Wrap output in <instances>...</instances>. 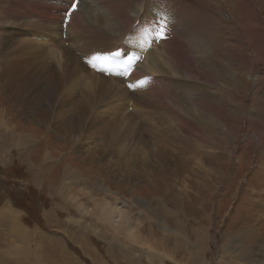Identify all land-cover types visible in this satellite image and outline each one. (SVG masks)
Returning a JSON list of instances; mask_svg holds the SVG:
<instances>
[{"label": "rangeland", "instance_id": "rangeland-1", "mask_svg": "<svg viewBox=\"0 0 264 264\" xmlns=\"http://www.w3.org/2000/svg\"><path fill=\"white\" fill-rule=\"evenodd\" d=\"M202 1L217 22L214 55L219 60L215 69L202 64L203 74L211 77L205 87L209 94L202 100L205 110L199 113L202 137L184 131L182 136L192 140L177 141L175 132L160 120L168 115L165 105L169 103L159 98L163 88L153 87L148 105L164 106H150L152 115L135 117L132 125L111 108L101 111L109 117L91 113V119L99 122L87 127L88 116L83 128L87 131L77 134L78 144L68 142L66 147L50 129H39L25 119L18 122L19 129L29 131L33 142L12 144L7 139V89L0 81V111L4 112H0V264H264V0ZM38 2L32 4L34 10H41ZM68 2L53 0L50 5L62 14ZM1 20L6 23L1 31H9L3 41L18 43L27 38L26 25L12 27L5 18ZM152 22L143 24L146 33L154 29ZM174 31L172 36L179 38V29ZM160 50L166 54L167 49ZM91 52L79 55L82 66L88 64L85 56ZM58 53L59 67L63 50ZM254 57L260 58L258 72ZM224 63L236 66L233 74ZM214 70L217 77L211 75ZM94 71L85 70V76ZM107 74L102 72L107 78L119 77L128 88L123 92L133 98L129 78ZM88 78L81 75L80 81L69 84L76 98L88 90ZM212 96L220 100L213 104ZM129 102L122 103H128L130 111L131 103L142 104L135 99ZM65 109L74 108L61 111ZM215 114L226 119V126L212 125V118L218 120ZM167 123L175 126V121ZM131 126L132 132H125ZM162 155L170 164L166 170L160 166ZM67 189L75 202L63 197ZM96 204L112 209L126 204L119 210L126 212L133 228H121L125 234L113 235L114 226L100 221ZM130 233L143 237L132 242Z\"/></svg>", "mask_w": 264, "mask_h": 264}, {"label": "bare ground", "instance_id": "bare-ground-1", "mask_svg": "<svg viewBox=\"0 0 264 264\" xmlns=\"http://www.w3.org/2000/svg\"><path fill=\"white\" fill-rule=\"evenodd\" d=\"M37 1L0 0V81L4 82V87L7 89V96L4 95V99L7 100V139L12 144L28 145L33 142L29 131H20L19 129L18 122L25 123L23 121L25 119H30L39 129H50L53 138L64 146L68 142L73 145L78 144L77 134L83 132L85 122L91 113L103 115L102 110L106 111L111 108L114 110L115 116L120 115L124 121L127 120L129 125H132L135 117H150L152 115L147 108L164 106V104L148 105L152 101L148 100L151 98L149 95H152L150 93L152 91L149 89L153 87L163 88L160 90L163 93L159 98L163 99L160 102L167 101L169 103L168 106L165 105L168 115L160 117V120L175 132L177 141L179 138L183 142L192 140V138L182 136L181 132L184 131L193 136L200 135L202 137V134H198L199 123L202 122L199 113L201 110H205L202 100L205 99V94H209L205 87L211 78L209 75L203 74L202 64L215 69V62L219 61L214 55L218 52V49L215 48L217 46L215 45L217 42H215V36L218 34L217 22L209 13L210 8L202 0H80L77 11L69 16L70 20L66 25L65 36H63V23L69 2L65 6V11L59 14L54 12V6L50 5L53 0H39L36 5L41 10H34L32 4ZM142 11L144 19H142ZM40 12L45 16H42ZM4 18L9 23L7 26L14 27L19 23L27 26V38L22 39L25 40V44L22 43V40L18 43H8L2 40L3 36L9 35V31H1L6 25L1 20ZM19 19L22 20L18 21ZM58 19H60L59 25ZM152 21H154V29L146 33V26L143 24ZM141 26H143L142 30H140ZM162 27L166 29L167 33L165 41L158 35ZM174 29H179V38H177V34V37L172 36L175 32ZM21 35L24 37L25 33H21ZM60 37L62 40H59ZM119 48L126 51L121 59L112 61L95 59L97 56L110 55ZM214 48L215 50H213ZM59 49H62L63 53L62 64L58 67L56 60ZM160 49H167L166 54ZM88 51L92 52L85 56L87 65H95V67L93 66L95 71L89 68L90 66H82L79 60V57ZM136 57L138 61H134ZM259 59L253 58L256 61L255 72L261 70ZM224 66L230 75L233 74V67L236 66L230 65V63H224ZM85 70H91L94 73L85 76ZM102 72L129 78L128 87L132 85L130 88L135 90L131 92L133 98H129L126 96L127 93L123 92V89L128 91V88L122 86V81L118 76V78H107L102 75ZM216 73L214 70L211 75L215 77ZM81 75L85 79L89 77L85 83L88 90L84 95L76 98L77 92L75 91L74 95L72 88L70 89L72 85L69 84H76L80 81ZM145 80L146 83L139 85V81ZM210 98H212L213 104L220 100L216 96ZM131 99H135L136 102L140 101L142 104L131 103L132 111H130L128 103L122 102L123 100L129 102ZM230 102H233L232 98ZM114 105L117 106V109ZM69 106H73L74 109L61 111V108ZM97 107L102 109L98 111ZM224 107L229 112L233 110L229 103H225ZM74 111H77L75 116H73ZM0 112L2 113V111ZM111 115L113 116V114ZM215 115L218 120L212 118V125L218 126L221 123L226 126V119L222 120L219 118L220 115ZM103 116L109 117V113H105ZM194 120L198 121V124ZM168 121H175V126L168 124ZM98 122L99 119L90 117L87 127L91 128ZM132 128L131 126L125 132L131 133ZM46 156L52 157L48 149ZM88 156L87 160H91L92 154ZM164 158L165 156L162 155L163 161H159L162 162L161 169L166 170L170 164ZM66 169L69 173L70 165ZM67 184L66 182L65 186ZM65 186L63 187L65 188ZM71 193L67 189L63 195L68 201L70 200L69 203L75 202ZM83 194L88 195L85 191ZM125 207L126 204H119V209H125ZM96 208L101 211L100 221L109 222L114 226L113 229L116 231L113 235H118L119 232L125 234L126 230L121 231V228L130 227L129 231L131 227L133 228L126 212L98 204H96ZM137 229L135 228V231ZM139 233H141L140 230ZM135 234L132 235V238L129 236L132 239L130 240L132 242L141 241L143 236L139 238ZM122 252L124 253L123 250Z\"/></svg>", "mask_w": 264, "mask_h": 264}, {"label": "snow or ice", "instance_id": "snow-or-ice-1", "mask_svg": "<svg viewBox=\"0 0 264 264\" xmlns=\"http://www.w3.org/2000/svg\"><path fill=\"white\" fill-rule=\"evenodd\" d=\"M77 3H78V0H69L68 8L66 9V15L70 16L76 10ZM158 35L160 36L161 39H166L167 38L166 29L162 27L160 29V32H158ZM123 54L124 53L122 51H115V52L110 53V55H107V56H97L95 57V59L98 61H112V60L118 59ZM93 66L95 67V65ZM146 82L147 81L145 80V81H141L140 83L143 85ZM129 87H132V85H129Z\"/></svg>", "mask_w": 264, "mask_h": 264}]
</instances>
